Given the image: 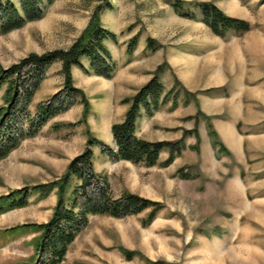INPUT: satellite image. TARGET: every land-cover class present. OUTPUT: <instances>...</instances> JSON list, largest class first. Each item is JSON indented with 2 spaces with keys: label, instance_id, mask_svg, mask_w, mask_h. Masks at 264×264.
I'll return each instance as SVG.
<instances>
[{
  "label": "rangeland",
  "instance_id": "374dc122",
  "mask_svg": "<svg viewBox=\"0 0 264 264\" xmlns=\"http://www.w3.org/2000/svg\"><path fill=\"white\" fill-rule=\"evenodd\" d=\"M186 1L213 2L225 14L247 20L250 27L238 34L230 31L216 36L198 21L197 10L196 18H184L165 0H104L110 9L102 7L98 12L101 24L115 33V45L119 54L123 49V57L128 55L126 43L136 37L134 53L145 61L132 70H145L154 63L153 52L145 48L146 38L158 45L161 54L154 68L161 64V72L167 71L165 57L172 59L175 54L180 58L174 64L179 75L170 69L162 80L159 73L165 91L172 87L178 92L176 106L170 108L167 101L149 116L141 111L135 134L147 140L182 139V148L167 166L159 164L167 156L165 150L152 166L105 162L98 173L106 179L111 197L128 191L157 201L160 208L148 223L150 208L120 218L88 215L59 264H264V0ZM102 3L51 0L40 19L0 34V67L17 63L29 53L66 49L86 26L95 6ZM110 44L105 41L110 54L111 50L115 53ZM116 77L102 80L85 75L78 82L72 80L88 101L87 111L83 115L75 99L70 118L58 116L55 121L74 123L85 137L94 123L97 130L91 135L104 142L107 132L110 135L109 115L113 112L117 118L124 112L127 104L119 100L142 85L133 88L141 77L139 81L130 80L132 75ZM45 92L42 87L35 92L28 110L54 93L45 96ZM214 141L226 150L217 149ZM44 146L46 154L27 143L26 148L11 150L0 160L1 196L28 183L59 178L65 170L56 175L62 161L52 159L54 150L64 153L80 148L79 154L85 141L83 145L71 142L69 148L54 142ZM95 161L92 158L94 170L98 168ZM32 186H27L26 206L0 213V236L30 233L33 227L24 228V223H41L50 216V207L38 203L41 198L30 190ZM50 194L56 197L55 188L42 198ZM18 225L22 228L9 231L8 227ZM31 234L0 243V264H33L38 232ZM122 249L133 251V256L125 258Z\"/></svg>",
  "mask_w": 264,
  "mask_h": 264
},
{
  "label": "trees",
  "instance_id": "16d2710c",
  "mask_svg": "<svg viewBox=\"0 0 264 264\" xmlns=\"http://www.w3.org/2000/svg\"><path fill=\"white\" fill-rule=\"evenodd\" d=\"M50 1L0 0V34L17 29L26 22L40 19ZM102 1V4L95 6L86 26L66 49H53L40 54L29 53L17 63L6 68L0 67V88L5 84L3 105L0 106V160L17 147L22 138L34 135L49 118L67 110L75 99H78L82 106V114L86 113L88 101L81 89L72 84L71 66L78 67L84 74L111 77L115 63L105 41L115 43L116 36L99 20L100 9L102 7L110 9L109 3ZM165 2L177 15L184 18H196L194 10H197L198 21L216 36L223 37L230 31L238 34L250 27L247 20L225 14L210 1L165 0ZM135 45L134 36L126 43L125 52L131 54ZM157 46L152 39H145V48L151 52L156 50ZM81 58L87 60L86 68L81 64ZM53 61L60 62L62 86L49 98L33 104L34 112L31 114L28 105L44 77L46 67ZM161 71L162 65L159 64L132 95L119 100L120 103L127 104V107L122 119L112 122L109 127L114 148L87 131L85 147L69 160L64 173L57 179L35 184L30 189L37 191L39 198L46 196L53 188L56 195L55 204L46 221L24 224L38 231L33 264H59L64 258L67 246L85 227L88 215L105 214L120 218L150 208L145 221L148 223L160 208L157 201L128 191L111 197L104 176L95 173L91 168V147L97 146L112 160H126L144 166L155 165L159 153L164 150L167 156L159 163L162 166H167L179 155L182 139L147 140L135 134L136 119L141 111L149 116L167 101H170V108L176 106L178 92L173 91L172 87L165 91L159 79ZM184 93L188 97V91L184 90ZM56 126L57 124L53 125V128ZM210 135L213 136L214 133L210 131ZM212 145H217L220 151L226 150L220 142L214 141ZM74 178L78 179V184L70 189ZM91 181L97 185L93 189L86 188ZM28 193L27 187L23 186L0 196V212L24 206ZM122 253L127 259L134 254L133 251L125 249H122Z\"/></svg>",
  "mask_w": 264,
  "mask_h": 264
},
{
  "label": "crops",
  "instance_id": "0c3cea01",
  "mask_svg": "<svg viewBox=\"0 0 264 264\" xmlns=\"http://www.w3.org/2000/svg\"><path fill=\"white\" fill-rule=\"evenodd\" d=\"M110 45L111 46H113V45L115 46V53H113V51L111 50V52H112L111 53V56H112L113 61L115 63V67L113 69V73L111 74V77L110 78H103V77H100V76H96L94 74H84L78 67L71 66L70 73H71L73 82L75 80L78 82L79 79L81 78V76L83 77L85 75H94L96 78H100L102 80H108V79L109 80H116L117 79L116 76H119V75H132V79H130V80H133L135 78H136L135 80H138L137 77H141L142 80H140V81L138 80L139 83L136 84V85H134L133 83L129 84L127 82L125 83V85H128V86L134 85L133 88L137 89L141 84H143L149 78V76L151 75L150 72L154 68V64L158 63L160 61V59H161V54L160 53L158 54L159 49L157 48L156 50L153 51V54H152V55L155 56L154 63L147 64L145 70H142V69L132 70L133 68L136 67V65L141 64L140 62L145 61V57H143V56L140 57V55L137 54V53L135 54L134 53L135 52V50H134L135 47L132 49L131 54H128L127 56L123 57L121 55L124 52L123 49H122V51L119 54L118 52L120 50H117L118 48L115 45V43H112ZM175 56H177V55L172 54V57H173L172 59H169V58L165 57L166 62L168 64V67H167L168 70L161 72L160 75H161V79L162 80L164 79L163 78L164 77L163 75H168V72H169L170 69H171V72H172L173 75H179V73H177V71L174 69V64L176 63L175 61H177V59H180V58H178V57L175 58ZM80 62L83 65V67H85V68L87 67V64L88 63H87V60L85 58H81L80 59ZM118 63H120V64H118ZM143 64H144V62H143ZM52 66H55V67L53 69H51ZM51 75H55L54 76V79H53V77L52 78L50 77ZM73 85H74V83H73ZM123 85H120V87H123ZM61 86H62V74L60 73V62L59 61H53L51 64H49L46 67L45 72H44V77L41 80V82L39 83V86H38L37 90H39L41 87L44 88L45 91H46L45 92V96H47V95H50L52 92L56 91L57 89H60ZM35 92H34V94H35ZM111 93H114V92H111ZM34 94H33V96H34ZM45 96H43V97H45ZM110 99H112V98H110ZM35 103L36 102H34V104ZM120 105H122V104H120ZM73 106H74V104L69 109H67L66 111L60 112V113L56 114L55 116L49 118L38 129V131L34 135H32V136H26V137L22 138L21 141H20V143H19V145L16 148H14L12 151L13 152H16L18 149L26 148V144L27 143H31V145H33V147L36 146L35 149L38 152H40V153L43 152L42 154H46L45 152L48 151V149L45 148L46 146H44V145H47V144L49 145V142H54V143H57V144H59L61 146L68 145V148L70 147V143L71 142L81 143L83 145L84 141L86 140L84 130H78V127L69 126L67 124H62V123H57L58 121L57 122L55 121V119L58 118V116H61V117H64V118L65 117L66 118L67 117L70 118L71 113H72V107ZM124 108H125V106H123V109L122 110H125ZM119 109H120V107H119ZM29 110H30V113L31 114L34 112L33 104L29 106ZM123 113L124 112L121 111V113L116 118V117H113V112H111V114L108 117L107 125L111 124V122L114 121V120H118L119 121L120 119H122ZM140 115H142V114H140ZM87 123L90 126L89 121H87ZM55 124H57V126L55 128H53V125H55ZM89 128H90L89 130L91 131V133L92 132L94 133V132H96L95 130H97L95 128V126H94V123H92V126H90ZM106 135H107V139L106 140L104 139V142L106 144H108L111 148H114L111 134L109 135L108 132H107ZM108 140H111V143H108L109 142ZM79 149L77 151L76 148H74V149L72 148V150H74V152H70L68 149H65V152L64 153L63 152H59L58 153L57 150H54L52 159L58 160V161H60V160L62 161L58 165V167H57V172H55L56 175L60 174L62 170L63 171L65 170V168H66L69 160L74 155H76L77 152H79L81 150V149L80 150ZM91 151H92L91 168H92V170L95 173L99 174L98 173L99 170H101V168H103V169L105 168V164L104 163L107 162V161H109V160L110 161H113V160L111 158H109V156L106 153L101 152L97 146H92L91 147ZM94 157L97 158V161H95L94 163L98 167L95 170H94L93 165H92V158H94ZM121 161L129 162V161H126V160H121ZM52 167L53 166H51V168ZM53 168H55V167H53ZM100 174H101V172H100ZM77 183H78V179H76V178L72 179L70 189H72V186L75 185V184H77ZM25 185H26V187L27 186L30 187L33 184L32 183L31 184L28 183V184H25ZM23 186H20V187H23ZM20 187H18V188H20ZM18 188H15V189H18ZM27 191H29V189H27ZM55 199H56V197L54 196V194H50L46 198L39 199L38 200L39 201L38 203L47 206V208L50 207L49 212H51V207L54 205ZM27 200H28V197H27ZM26 204H28V203H26ZM26 204L24 206H26ZM24 206H21V207H24ZM21 207H15V208H12V209L21 208ZM0 213H2V212H0ZM48 216H49V213H48ZM45 220H43V221H45ZM43 221H41V222H43ZM24 224H27V223H24ZM27 227L29 228V227H32V226H25L24 228H27ZM8 228H9V231H12V230H15L17 228L20 229V228H22V226H19L18 225L17 227L16 226H11V227H8ZM30 229H31L29 231L30 233H25V234L20 233L19 231H17L14 234L15 235L14 237H7V235H1L0 236V243L6 242L7 240L8 241H13L18 236H21V235L24 237L27 234L33 233L34 234L33 236H35L38 231L36 232V229L35 228H30ZM9 234H11V233H9ZM10 236H13V234L10 235ZM21 263L23 264V262H21Z\"/></svg>",
  "mask_w": 264,
  "mask_h": 264
},
{
  "label": "built area",
  "instance_id": "2783aa9c",
  "mask_svg": "<svg viewBox=\"0 0 264 264\" xmlns=\"http://www.w3.org/2000/svg\"><path fill=\"white\" fill-rule=\"evenodd\" d=\"M95 185H97V184H95L94 181H91V182L87 185L86 188L93 189V187H94Z\"/></svg>",
  "mask_w": 264,
  "mask_h": 264
}]
</instances>
